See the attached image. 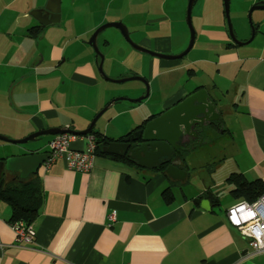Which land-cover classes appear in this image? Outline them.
Segmentation results:
<instances>
[{"label": "crops", "instance_id": "1", "mask_svg": "<svg viewBox=\"0 0 264 264\" xmlns=\"http://www.w3.org/2000/svg\"><path fill=\"white\" fill-rule=\"evenodd\" d=\"M16 1H3L0 10V135L21 139L51 127L86 129L109 97L121 94H116L120 93L118 88L109 87L107 83L103 85V80H108L98 73L99 57L95 52L82 45L69 50V45L107 20L82 27V30L74 26L70 33L72 40L68 39L64 46L57 41L56 32L52 33L40 49L32 47L33 41L47 34L45 28L60 24L63 17L59 22L43 25L30 12L43 7L47 0H28L25 7L7 11ZM150 1L154 0H146V3L150 4ZM170 1L157 0L159 9L154 7V12H148L155 14L152 17L128 14L122 6L111 20L123 21L132 35L140 37L136 39L140 45L162 53H174L185 45L175 43L179 31L165 12ZM114 2L116 0H107L108 4ZM65 3L66 0H61V8L68 9L69 5L65 6ZM259 3L264 0H235V14L244 19L251 7ZM251 13L257 25L255 35L249 40L246 30L240 29L237 37L243 43H236L217 11L213 27L202 25L201 35L197 32L199 50L206 55L200 59H164L146 53L148 57L142 56L139 66L134 68L130 65L136 64V57L140 56L128 43L115 58L116 64L123 69L118 77L141 74L149 81L150 98L161 90L166 92L162 100L157 101L160 112L147 114L145 120L177 105L188 93L206 89L210 98L215 99L221 119H217L216 137L209 139L206 133L198 142L202 138L201 144L213 139L224 143L235 162L227 177L231 173H242L248 180L264 181V9H255ZM8 18L12 20L9 25ZM2 24L8 28H2ZM38 25L43 26L40 34L30 35L29 29ZM105 44L110 41L106 40ZM210 53L215 58H211ZM113 59L109 58V73L115 71L111 67L118 68L112 64ZM64 64L72 65L71 72L66 75L62 72ZM124 64L129 65L122 67ZM209 64L215 66L214 76L209 73ZM185 66L189 67L191 80L198 74L200 66L198 70L205 81L195 88H187L164 80V74ZM142 67H148L149 76L137 69ZM62 75L94 88L88 92L94 94L92 102H78L86 105L83 106L85 109L92 108L89 114L77 115L78 121L83 122L82 128L75 127L73 119L60 113L62 106L57 103V87L54 89L53 85L57 81L64 84ZM126 88L129 94L124 95L130 97L143 95L146 90L140 81ZM235 94L236 101L235 97L230 99ZM65 106L71 107V104ZM122 113L125 112H115L95 129L117 139L145 121L119 119ZM225 114L232 119L226 120ZM56 135H46L48 137L42 142L38 138L30 141L35 142L31 147L0 139V179L36 174L43 188V205L32 223L35 237L31 242L16 240L9 225L13 221L10 205L0 199V264H264V253H252L249 240L227 221L226 210L236 203L234 199L222 210L217 208L221 193L212 191V186L191 195L186 192V187L180 188L181 182L188 178L187 170L179 166L181 160L176 161V166L185 171L183 178H172L137 162L138 166L131 165L96 153L93 167L88 172L69 168L64 156L55 158L46 167ZM72 135L69 148L83 150L87 146V137L93 134ZM21 155L27 156L26 160L16 158ZM167 187L175 196L171 204H167L162 196ZM175 188L181 190V197ZM208 192L218 198V202L205 210L194 199ZM113 212L115 221L109 224L108 215Z\"/></svg>", "mask_w": 264, "mask_h": 264}, {"label": "rangeland", "instance_id": "2", "mask_svg": "<svg viewBox=\"0 0 264 264\" xmlns=\"http://www.w3.org/2000/svg\"><path fill=\"white\" fill-rule=\"evenodd\" d=\"M3 1L5 2V0H0V10L3 8V5H2ZM188 1L189 0H180V1L177 0V2H175V0H171L165 8V12L171 17L170 22L172 21L174 26L177 27L179 31L178 34L176 33L175 35V43L181 44V46L184 44L185 47L183 49H179L178 51H175L174 53L173 52H163V53L179 54L186 48L187 44L189 43L190 30L187 24ZM217 1H219L218 4H217ZM27 2L28 0H17L12 6L7 8V11L8 9L13 10L14 8H23L26 6ZM67 4L69 5L68 9L65 7L61 8V16L63 17L62 22L58 25L45 28V30L48 29L47 34H43V36L39 37L38 41H33L34 44L32 45V47H37L40 49L44 48V45L47 42V38L49 36H52L50 34L55 33V32L57 36V41L64 46L68 39L72 40V37H70V33H72V29H74L73 28L74 26H76V28H81L82 30L83 29L82 27H90L95 22H102L103 19L104 20L106 19L107 21H104L103 23L99 24L95 28L97 29L99 26L105 23L113 22V20L111 19L113 18V16H115L117 11L122 6H124V10L127 11L128 14L136 15L137 13H139L143 17L155 16V14L148 13V12L150 10L154 12V7L157 8V10L159 9V4L157 3V0H154L152 2L150 1V4L146 3V0H116V2L112 4H108L107 0H66L65 6ZM7 11H5L4 13H7ZM217 11H220L223 24H225V26L228 27L227 20L224 14L223 0H197L195 2L193 10H192V22H193V26L196 32L195 43L192 49L184 57L181 58L183 61H188L193 58L200 59L206 56L203 51L201 52L199 50L198 45H199L200 40H199V37L197 38V32H198V36H200L201 35L200 29L202 25H205L204 27H207V28L213 27L212 24L216 20ZM68 18H69V21H68ZM230 18L233 24L236 37L240 29L241 30L245 29L246 34L248 36L247 38L249 39L254 29H256L257 27L255 21L252 18V13H250V11L248 12V15L244 17V19H241L240 16L235 14V0H232V1L230 0ZM11 21H12L11 19L9 18L7 19L8 25L10 24ZM201 21L203 22V24H201ZM170 24L172 25V23ZM9 27L11 28V30H13V26L10 25ZM2 28H5V24L3 25ZM95 29L93 31L85 33L80 39L76 40L75 42H72L69 45V50L71 48L72 49L79 48L82 45L84 48H88L90 49V51L95 52L93 47L88 43V40L90 39ZM61 32L62 34H59ZM130 36L133 41L138 43L136 39L140 37H136L134 34L132 35L131 32H130ZM106 40L110 41V44L108 45L105 44ZM82 41H84L87 45L86 44L83 45ZM127 43L128 42L125 40L120 30L116 27L105 28L99 33L97 37V45L102 55L104 56L103 69L105 73L112 79L131 76V75H127V76L125 75V76L118 77V74L123 69L118 64H116V58H115L117 57V55L123 52L122 47L127 46L129 44ZM148 49L155 51L154 49H151V48H148ZM137 51L134 53H137L136 55H139L140 57L138 56L136 57V62H135L136 64L132 63L130 65L131 67H134V68L136 67V65H138V61L142 59L141 58L142 56L148 57V54L144 52H140V51L137 52ZM156 52H159V51H156ZM209 56L211 58H215V56L211 53L209 54ZM110 57H114L112 64L117 65L118 68L116 70L115 68L111 67V69L115 70L116 72L113 71L109 73L108 71V69H110L108 68ZM200 64H202V62ZM127 65L124 64V66L122 67H128ZM71 67L72 65L69 66V65L64 64L62 68L63 69L62 72H65V75H66V73L71 72V69H70ZM208 67L210 70L209 73L212 76H214L215 66L209 64ZM199 68L200 66L198 67V69ZM137 69L141 72L147 73L149 76L150 71L148 70L146 72L148 67L147 69L146 67L137 68ZM198 69H197L198 74L192 80L190 79L192 75L190 74L189 67H186V66L179 68L177 70H174L170 73L164 74L163 77H164V80H167L168 82L172 80L176 86L186 85L187 88H195V86L205 81L204 80L205 77L203 73H201ZM98 73L101 76L99 70H98ZM65 75H62L63 80L61 81H63L64 83L63 85L59 81L55 82V84L53 85L54 89H56L57 87V92H58L57 93L58 94L57 103L62 106V109H60V113L68 118L73 119L76 122L75 127L82 128L81 125L83 124V122L78 121L77 115L79 113L89 114L92 108L85 109L83 106H86V105H79L78 102H92L94 94L88 93V92L92 91L94 88H90L86 85L73 82L68 78V76H65ZM136 75L142 76L141 74H136ZM103 83H104L103 85H106L105 83H107L109 87L118 88L119 90L117 92H120V93H116V94H121V95H114V97H109L107 103H105L95 113V115L103 107H105L109 102H111L113 99L117 97L135 98V97H130L124 94L126 93L129 94L126 87L137 84L138 80H130V81L122 82V83H116V82H111V81L106 82L103 80ZM111 93L112 91L110 92V94ZM165 93H166L165 91L161 90L159 94H154V95L152 94L153 95L152 98H150V95H149L146 99L140 102H130L127 99L117 101L115 102V104L110 106L103 113V115L98 119L97 121L98 124L96 123L97 126L95 125V127L99 128L102 121L107 120L115 112H120V111L125 112V113H122V115L119 116V119L130 118L132 120L143 122V120H145L143 118H146L144 116H146L147 114H150L154 111L160 112L157 101L162 100V97L166 95ZM86 95H89V98H86L87 100L84 99ZM234 97L236 101L237 99L236 94L235 96H230V99L234 100ZM67 104H71V107L65 106ZM95 115L92 117V119L95 117ZM222 119L223 121H225L223 115H222ZM225 119L229 120L232 118L231 116L226 115ZM111 122H112L111 128H113L115 126V124H113V118L111 119ZM77 130H81V129H77ZM217 131L218 129L208 132V138L211 139L213 137H216L215 135ZM45 137H48V136L41 135L40 137H38L39 139L38 141L42 142L43 140H45ZM34 144L35 142L29 141L25 145L27 147H31ZM181 152L184 158L183 160L184 164L182 166L188 172L187 180L185 182H181L182 183L180 185L181 189H183L182 187H186L185 188L186 192L191 195L192 193L196 192L197 190L201 188L212 186V189H213L212 191H215V193H221L220 194L221 202H220V206L217 207L218 209L223 210L228 204L233 202V197L229 193V185H227L224 181L230 172L229 170H231L229 168H231V166L235 162H234L233 156L231 157V152H230V155H228V152H227V149L224 143H222L219 140L213 139V140H210L209 142H205L204 144L196 143L191 148L189 147L185 148L181 150ZM216 182H220V183L216 185ZM175 191L179 197L182 196L181 190L175 188Z\"/></svg>", "mask_w": 264, "mask_h": 264}, {"label": "water", "instance_id": "3", "mask_svg": "<svg viewBox=\"0 0 264 264\" xmlns=\"http://www.w3.org/2000/svg\"><path fill=\"white\" fill-rule=\"evenodd\" d=\"M195 1L196 0L188 1L187 24L190 30V40L187 47L179 54L156 52L136 43L135 41L132 40L128 27L122 21L108 22L99 26L97 29H95L90 39L88 40V43L95 50L96 57H99V61L97 65L101 76L108 81L116 82V83H122L130 80H138L145 85L146 90L143 95H140L135 98L117 97L113 99L95 115L90 125L83 130H75L69 126L51 127L34 132L21 139H13L4 135H0V139L9 143L22 145L29 141L36 140L41 135H55L60 133L85 135L93 131L98 119L115 102L123 99H127L130 102H140L146 99L150 94L149 81L146 78L133 74L128 77L112 79L105 73L103 69L104 56L102 55L97 45V37L99 33L105 28L116 27L120 30L125 40L134 49L148 53L158 58L180 59L184 57L192 49L195 43L196 32L192 22V10ZM223 2H224V11L226 15L229 35L232 38V40L235 41L236 43H243L237 39L234 32L233 24L230 18V0H223ZM255 9H264V3H259L252 6L250 9V13ZM30 13L33 17L37 18L43 25L59 22L61 20V0H47L43 7L34 9ZM254 35H255V29L249 40H252ZM208 104H212L216 111V117H211L210 120L221 119V114L217 109V105L210 98V95L207 92V90L202 88L192 93L191 95H189V97H187L177 105L171 107L169 110L149 120L142 129L132 132L129 135V137H125L122 141H112L108 143L103 147V149L107 152L116 153L119 155L130 154L131 158L134 159L139 165L147 166V167H155L157 165V159L160 158L161 156H167L168 158H171L172 154L175 151L183 150L188 147L191 148L193 146L192 144H189L187 147H185V144H188L193 137L198 136L200 133L205 135L206 122L201 123L199 121V118H201L202 115L206 116L208 114V112L203 110V107ZM198 123L201 125L200 132L194 129V125H197ZM198 143L199 144L203 143L202 138ZM140 153H144L146 157L152 158V161L142 162L141 157H139L138 155ZM16 158L19 160H26L25 158H27V156L21 155ZM178 158L181 159L179 154L175 156L173 161L165 169V173L172 178H183L186 174L184 170L176 166L177 164L176 160ZM9 160L10 159L8 158L6 161L7 164L9 163ZM35 168H38V166H36ZM214 199L215 201L218 200V198L214 197L211 194V192H208V198L201 199L198 196L194 199V202L199 203V205L203 209L210 210L211 206L213 205L212 200Z\"/></svg>", "mask_w": 264, "mask_h": 264}, {"label": "trees", "instance_id": "4", "mask_svg": "<svg viewBox=\"0 0 264 264\" xmlns=\"http://www.w3.org/2000/svg\"><path fill=\"white\" fill-rule=\"evenodd\" d=\"M42 28L43 26L41 25L31 27L29 33L35 37L40 34ZM153 117L154 116L149 117L144 123L117 139L104 135L102 132L94 128L92 134L96 138L95 153L138 166L130 156H119L117 154L108 153L103 150V147L112 141H122L125 137H129L133 131L142 128L149 119H152ZM181 156V164L179 166L182 167L184 164L182 152ZM169 163L170 161H166L161 165L152 167L151 169L155 172L165 173V169ZM225 183L229 185V193L236 202L241 200L252 202L264 191L263 180L256 179L251 181L242 173H231L225 179ZM162 196L167 204H171L175 200L174 193L170 187H167L162 191ZM0 199L6 201L10 205L11 220H23L27 224L32 225L43 205V188L38 176L33 174L26 178L15 177L9 179L2 177L0 179Z\"/></svg>", "mask_w": 264, "mask_h": 264}, {"label": "built area", "instance_id": "5", "mask_svg": "<svg viewBox=\"0 0 264 264\" xmlns=\"http://www.w3.org/2000/svg\"><path fill=\"white\" fill-rule=\"evenodd\" d=\"M72 134L56 135L51 143V150L46 160L49 167L55 158L64 156L69 168L88 172L93 167L96 139L94 135L87 137V146L83 150L69 148ZM227 221L237 228L240 234L249 240L252 253H264V191L252 202L241 200L229 206L226 210ZM109 224L115 221V213L108 215ZM15 233L17 241L31 242L35 237V230L31 224L23 220H14L9 223Z\"/></svg>", "mask_w": 264, "mask_h": 264}, {"label": "flooded vegetation", "instance_id": "6", "mask_svg": "<svg viewBox=\"0 0 264 264\" xmlns=\"http://www.w3.org/2000/svg\"><path fill=\"white\" fill-rule=\"evenodd\" d=\"M200 89V88H199ZM199 89H197V90H195V91H193V92H196V91H198ZM193 92H191V93H188L184 98H183V100L184 99H186L189 95H191ZM198 96H200V95H198ZM213 99V98H212ZM213 101L215 102V104L217 105V103H216V101H215V99H213ZM218 107V106H217ZM167 110H169V109H166V110H164V111H162L161 113H159V114H162L163 112H165V111H167ZM203 110H205L206 112H208V114L205 116V115H202V117L201 118H199V121L201 122V123H205V131H206V133H208L210 130L212 131V130H215V129H218V120L217 119H212V120H210V118L211 117H216V111H215V109H214V107H213V105L212 104H208V105H205L204 107H203ZM210 113V114H209ZM210 120V121H209ZM208 121V122H207ZM144 127V126H143ZM139 129H141V128H139ZM194 129L196 130V131H201V125L198 123L197 125H194ZM205 133V134H206ZM202 133H200L198 136H196V137H193L191 140H190V142L188 143V144H185V147H187L189 144H192V145H195L198 141H199V139H200V137H202ZM177 154H179V156H180V158H182V156H181V150H177V151H175L173 154H172V157L171 158H168L167 156H161L160 158H158L157 159V165L156 166H158V165H161L162 163H164V162H166V161H170V163L173 161V159L175 158V156L177 155ZM126 155H128V156H130V154H126ZM126 155H124V156H126ZM139 155V157H141V161L142 162H144V161H147V162H149V161H152V158H149V157H146L145 155H144V153H140V154H138ZM131 157V156H130ZM134 160V159H133ZM178 160V162L181 160V159H177ZM176 160V161H177ZM135 161V160H134ZM155 161V160H154ZM136 162V161H135ZM169 163V164H170ZM200 196V198L201 199H204V198H208V194H203V195H199ZM215 203V199L214 200H212V204H214Z\"/></svg>", "mask_w": 264, "mask_h": 264}]
</instances>
